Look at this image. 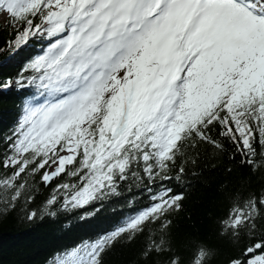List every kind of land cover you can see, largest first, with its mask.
Returning <instances> with one entry per match:
<instances>
[{
    "label": "snow or ice",
    "instance_id": "1",
    "mask_svg": "<svg viewBox=\"0 0 264 264\" xmlns=\"http://www.w3.org/2000/svg\"><path fill=\"white\" fill-rule=\"evenodd\" d=\"M0 14L9 30L0 50L42 44L0 80L22 90L0 137V214L87 216L133 187L148 200L49 264H106L122 242H139L137 264H181L173 228L187 196L173 181L221 157L226 264H264V0H0ZM41 187L51 191L31 209ZM213 255L198 244L192 264Z\"/></svg>",
    "mask_w": 264,
    "mask_h": 264
},
{
    "label": "trees",
    "instance_id": "2",
    "mask_svg": "<svg viewBox=\"0 0 264 264\" xmlns=\"http://www.w3.org/2000/svg\"><path fill=\"white\" fill-rule=\"evenodd\" d=\"M5 25L6 20L0 23V49L9 39ZM41 46L40 41L30 38V43L15 53L0 50V80L15 76ZM21 98L22 90L15 86L10 90L0 89V137L13 127ZM226 164L227 158L221 157L214 170L202 166L199 178L189 176L184 185L173 181L176 190L184 191L187 196L184 211L174 218L173 228L181 264H192L198 244L214 250L210 264H226L227 258L234 254L231 245L217 235L218 221L228 213L230 206V201L219 190L225 181L222 169ZM241 171L237 169L234 173L233 182ZM35 183L41 182L37 178ZM261 185V180L256 178L251 187L259 191ZM50 191L41 187L31 209L39 210ZM147 203L146 196L133 187L103 205H92L87 209L92 214L87 216L83 209H57L54 215L40 214L34 221H28L22 206L11 214H0V264H49L58 253L113 230ZM138 245L139 242L117 244L106 257V264H137Z\"/></svg>",
    "mask_w": 264,
    "mask_h": 264
},
{
    "label": "rangeland",
    "instance_id": "3",
    "mask_svg": "<svg viewBox=\"0 0 264 264\" xmlns=\"http://www.w3.org/2000/svg\"><path fill=\"white\" fill-rule=\"evenodd\" d=\"M6 20V17L3 14H0V23H3Z\"/></svg>",
    "mask_w": 264,
    "mask_h": 264
}]
</instances>
